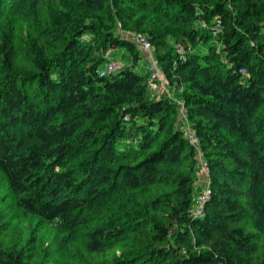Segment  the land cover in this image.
<instances>
[{
  "label": "trees",
  "instance_id": "obj_1",
  "mask_svg": "<svg viewBox=\"0 0 264 264\" xmlns=\"http://www.w3.org/2000/svg\"><path fill=\"white\" fill-rule=\"evenodd\" d=\"M79 1L75 5L89 11L104 10L110 3ZM24 2L8 9L20 11ZM116 14L121 17L123 11ZM260 18L264 0H214L207 5L181 0L173 21L180 27L176 42L186 55L166 49L164 34L146 35L166 78L187 86L182 99L212 175L211 193L200 214L194 179L183 175L173 180V173L161 172L183 156L198 163L196 151L176 127L178 106L150 97L148 74L133 68L112 77L98 73L108 49L124 50L135 62L141 58L138 46L117 33V24L115 31L103 30L97 23L78 24L71 13L56 15L48 36L61 50L52 59L35 53L37 72L20 81L10 69L15 53L4 35L0 172L17 197V207L41 224H56L60 235L72 234L89 221L100 198L161 184L165 178L179 187V195L164 222L152 223L149 232L136 224L101 226L86 234L87 252L101 255L132 233L144 236L147 250L134 252V246L133 256L131 251L116 264H264V256L255 261L256 238L242 226L247 218L264 236V118L257 117L264 107V61L252 45H264ZM215 20L222 30L220 54L211 45L204 54L197 46L213 38ZM200 22L208 23V29ZM164 134L162 146L144 156ZM246 183L255 192L243 190ZM0 264H28L27 255L23 249L0 248Z\"/></svg>",
  "mask_w": 264,
  "mask_h": 264
},
{
  "label": "rangeland",
  "instance_id": "obj_2",
  "mask_svg": "<svg viewBox=\"0 0 264 264\" xmlns=\"http://www.w3.org/2000/svg\"><path fill=\"white\" fill-rule=\"evenodd\" d=\"M17 1L19 0H0V5H8L4 9L1 8L2 5L0 6V45L4 35L11 40L12 52L15 53V57L10 69L19 81L24 76H30L37 72L32 63L35 53H38L42 58L52 59L61 50V46L53 44L48 36L49 31L56 26V15L60 13H71L78 24L97 23L103 30H114L117 24V33L132 39H148L146 35H150L151 31L154 34H164L166 49L171 48L182 57L187 53L176 42V38L180 35V27L173 21L175 12L178 10V2L181 0H133V4L124 0H110L104 10L95 9L94 11H89L83 5L78 6L79 0H25L20 11L12 13L13 9L8 8ZM197 1L204 5L214 3V0ZM242 1L239 0L241 3ZM75 2L78 3L77 6ZM116 10L123 11L121 17L116 14L115 17L119 18L117 23L116 18L113 17ZM214 23L215 25L211 28L214 35L209 40L208 45L199 44L197 46L204 54L210 52V45L218 47V54H220L221 47L218 39L222 33L221 24H219V20H215ZM257 23L262 26L264 18L258 19ZM127 26L135 31H126L125 27ZM199 26L203 29L209 27L208 23L205 22H200ZM69 27L74 28V25ZM252 45L260 49L257 52L258 56H256L264 61V45L259 42H252ZM139 49L141 58L137 62L124 50L114 53L113 57L121 63L122 70L133 68L136 72L146 75L152 64L151 55L156 62V52L154 47L152 52ZM3 60L4 57L0 52V81L2 78L4 79V75L1 73ZM167 80L170 83L171 94L174 96V103L178 106L179 115L176 127L179 128L183 119L181 106L177 102L184 104L182 97H184L187 86L183 80L179 82ZM35 98L38 97L35 96ZM186 117L190 124L188 114ZM257 117L258 119L264 118V107ZM166 136L164 134L158 142L154 143L153 149L144 156L147 157L150 153L158 150L166 140ZM202 157L207 161L204 154ZM141 159L143 157L139 160ZM196 160L198 161L197 164L194 160L183 156L179 164L164 165L161 172L162 174L166 171L173 173V180L183 175L191 176L194 179L192 187L195 193L194 198L197 200L204 193L210 192L212 175L202 172L201 160L197 157ZM169 173L167 176L170 175ZM243 190L255 192L252 183L250 185L246 183ZM177 195H179V187L165 178L161 184L148 185L137 191L130 192L126 189L120 195L100 198L96 209L90 215L89 221L81 225L75 233L60 235L55 228L56 224H41L38 219L36 220L17 207V197L0 172V248L4 250L23 249L27 255L28 264H116L118 259H127L126 255L134 249V246H136L134 252L139 253L147 250L149 243L143 240L144 236L128 233L127 237L118 244L113 243L112 247L106 248L101 255L93 256L87 252L86 234L101 226L105 227L117 223L128 224L129 226L136 224L143 231L149 232L153 227L152 223L164 222L170 216L172 209L176 206ZM117 206L123 210H119ZM250 213L256 221L261 223L260 218L253 213L252 209H250ZM242 222L246 232L256 238L257 255L255 261L259 262L264 256V236L259 234L254 223L250 222L249 219L245 218ZM134 252L132 251V256Z\"/></svg>",
  "mask_w": 264,
  "mask_h": 264
},
{
  "label": "built area",
  "instance_id": "obj_3",
  "mask_svg": "<svg viewBox=\"0 0 264 264\" xmlns=\"http://www.w3.org/2000/svg\"><path fill=\"white\" fill-rule=\"evenodd\" d=\"M125 38L131 40L133 43H135L138 48H141L142 50H147L152 52V44L148 39H132L129 37L124 36ZM118 52V50L112 48L108 49V51L104 54V63L103 67L98 71L99 75L101 77H112L113 75L119 73L123 66L121 63L114 59V53ZM151 61L152 64L148 69V76H147V82H148V89L149 94L152 99H162L166 98L168 100H171L175 102L174 96H172L171 87L169 81L166 79V76L163 72V68L157 64V62L154 61L153 56L151 55ZM170 90V91H169ZM180 104L181 112H182V122L180 125V129L183 131L184 137L187 139L189 144L193 147V149L197 153V158L201 160V170L205 174H209L210 168L207 161L202 159L203 157V143L201 142V138L198 135L197 131L191 127L187 120V112L185 109V105L181 104L180 102H177ZM127 120V119H125ZM210 196L209 193H204V195L196 200V212L197 214H200L202 212V208L204 203L207 201V199Z\"/></svg>",
  "mask_w": 264,
  "mask_h": 264
}]
</instances>
